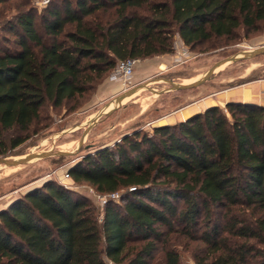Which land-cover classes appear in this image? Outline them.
<instances>
[{"label":"trees","instance_id":"trees-1","mask_svg":"<svg viewBox=\"0 0 264 264\" xmlns=\"http://www.w3.org/2000/svg\"><path fill=\"white\" fill-rule=\"evenodd\" d=\"M30 3L0 0V158L49 126L45 110H77L118 61L173 54L175 34L194 51L264 27V0ZM152 131L67 169L119 203L46 182L0 211V264H180L191 243L196 264H264V108L212 106Z\"/></svg>","mask_w":264,"mask_h":264},{"label":"rangeland","instance_id":"rangeland-1","mask_svg":"<svg viewBox=\"0 0 264 264\" xmlns=\"http://www.w3.org/2000/svg\"><path fill=\"white\" fill-rule=\"evenodd\" d=\"M37 1L31 0L30 5L37 8L38 13L40 7L36 5ZM9 39L11 41L9 48L14 49L12 43L14 38L9 36ZM232 43H227L215 49L206 48L209 46L205 44L191 51L182 44L178 35L175 34L173 38L174 53L168 55L171 58L170 62L160 65L156 72L144 77V81L164 77L170 80L174 79L175 82H189L223 58L242 50L264 45V27L260 32L246 38L243 31H239L238 40ZM178 52H184L185 56L181 59L182 61L175 62L174 59ZM140 62H143V60L137 61L135 68L140 65L138 64ZM109 75L91 94L80 101L79 108L74 112L66 113L64 109L45 110V114L50 117L49 126L38 133H33L31 130L29 139L3 158H15L29 152L73 151L84 131L83 127H78L84 125L92 115L113 97L98 96L99 88L105 82L118 84L121 87H119L120 90L116 93L117 95L138 84L129 81L128 85L123 86L120 83L110 81ZM242 76H244L243 79L240 78ZM224 78L234 79L235 83L264 78V55L234 63L220 70L202 86L193 90L170 92L160 96L152 95L146 91L138 92L89 131L78 154L75 156L48 158L17 167L0 166V211L6 209L16 198L23 196L30 189L40 187L46 182L57 183L65 189L86 196L97 206L92 197L87 194L88 188H90L89 185L74 183L70 178H65L67 169L74 166L89 153L119 143L125 136H131L138 132L151 135L154 127H160L163 116L182 106L192 97L208 93L212 88H224L226 85L219 84V81ZM151 87L161 89L166 86L164 83L158 82L151 83ZM221 109L224 111V106ZM67 130L72 131L58 135ZM99 209L101 208L99 207ZM196 247L200 249L198 243H191L187 247L183 245L177 248L180 264H196L192 256L196 253ZM155 257H159V254ZM104 260L107 264H112L107 259Z\"/></svg>","mask_w":264,"mask_h":264},{"label":"water","instance_id":"water-1","mask_svg":"<svg viewBox=\"0 0 264 264\" xmlns=\"http://www.w3.org/2000/svg\"><path fill=\"white\" fill-rule=\"evenodd\" d=\"M260 55H264V45H261L256 48H252L249 50H242L233 55H230L226 58L219 60L214 63L209 69L200 74L197 78L189 81V82H175L167 78H158L152 79L150 81H144L138 83L121 93L113 96L109 102H107L99 111H97L94 115H92L88 121L85 122L84 125L79 126L78 128L83 127L84 131L73 151H46V152H29L19 157L15 158H0V166L2 167H17L20 165H27L32 162H37L40 160L48 159V158H58V157H71L78 154L81 146L84 143L86 135L89 133L91 129H93L102 119L109 116L115 110L122 106V104L127 101L129 98L133 97L140 91H146L152 95H163L170 92L177 91H189L195 88L202 86L206 83L214 74L219 72L220 70L243 60H250ZM164 83L166 87L161 89H154L151 87V83ZM246 105H252L249 103H242ZM166 126V125H165ZM161 127V126H160ZM72 130L63 131L58 135L71 132ZM36 188V187H34ZM33 188V189H34ZM30 189L29 191H31ZM27 191L25 194H27ZM19 198V197H18ZM16 198V199H18ZM15 199V200H16ZM14 200V201H15Z\"/></svg>","mask_w":264,"mask_h":264},{"label":"crops","instance_id":"crops-1","mask_svg":"<svg viewBox=\"0 0 264 264\" xmlns=\"http://www.w3.org/2000/svg\"><path fill=\"white\" fill-rule=\"evenodd\" d=\"M170 57L157 56L140 62L136 68L130 81L140 83L144 81V77L156 72L160 65L169 63ZM241 79L244 76L240 77ZM174 79H172L173 81ZM224 88H212L208 93L192 97L188 102L169 112L162 118L159 126L172 125L182 122L197 113L203 112L205 109L217 106L222 107L227 103H249L256 107L264 108V78L250 79L244 82L235 83L234 79L224 78L219 81ZM118 84L105 82L98 90V96L108 98L115 96L119 92Z\"/></svg>","mask_w":264,"mask_h":264},{"label":"built area","instance_id":"built-area-1","mask_svg":"<svg viewBox=\"0 0 264 264\" xmlns=\"http://www.w3.org/2000/svg\"><path fill=\"white\" fill-rule=\"evenodd\" d=\"M49 0H38L36 2V5L40 8L46 6L48 4ZM185 56L184 52H178L177 56L175 57V62L182 61L181 59ZM135 60L133 59H127L123 61H118L114 67V69L111 71L109 75V80L112 82H117L122 84L123 86L128 85L133 73L134 68L136 65ZM65 178H69V176L66 174ZM66 186V185H65ZM67 188V187H66ZM72 188V187H70ZM135 190L134 187H130L128 189V192H133ZM87 194L92 197L94 202L97 204L98 207L102 208L104 205H106L109 202L119 203L121 199V193L120 192H114L110 194H98L96 193L92 188H88Z\"/></svg>","mask_w":264,"mask_h":264}]
</instances>
